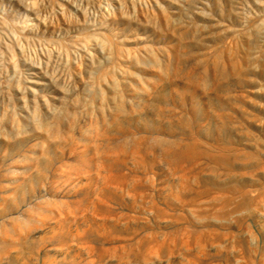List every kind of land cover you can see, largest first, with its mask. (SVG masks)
Instances as JSON below:
<instances>
[{
    "label": "rangeland",
    "instance_id": "374dc122",
    "mask_svg": "<svg viewBox=\"0 0 264 264\" xmlns=\"http://www.w3.org/2000/svg\"><path fill=\"white\" fill-rule=\"evenodd\" d=\"M59 1L0 46V264H264V0Z\"/></svg>",
    "mask_w": 264,
    "mask_h": 264
},
{
    "label": "bare ground",
    "instance_id": "6f19581e",
    "mask_svg": "<svg viewBox=\"0 0 264 264\" xmlns=\"http://www.w3.org/2000/svg\"><path fill=\"white\" fill-rule=\"evenodd\" d=\"M1 1V0H0ZM6 1L9 5V7H7V9L3 8L0 4V46L2 48V46H7V44H15V45H20V47L22 48L21 44L18 43V40L20 39H26L27 37V40L28 39V36H32L34 38V35H37L36 33L40 35H42L41 33L42 32H46L48 30H54L56 28H61V26H64V27H68V20H66V18H68L66 15H65V10L63 9V7H61L62 5L58 4V0H3V2ZM61 1V0H60ZM59 1V2H60ZM67 2V0H65ZM119 4H121L122 2L125 4L126 3V0H116ZM5 2V4H6ZM63 2V1H62ZM69 2H71L69 0ZM89 2V1H88ZM65 3V2H64ZM68 3V2H67ZM66 3V4H67ZM92 3V2H91ZM90 3V4H91ZM47 6L48 8H54L55 10V16L53 18L56 19V24L54 25V23L52 24L51 21L50 24H48L49 22H46L45 23V20H42V16L40 14V6ZM71 5V4H70ZM87 5V4H86ZM89 5V4H88ZM46 6L44 8H46ZM72 6V5H71ZM121 6V5H120ZM6 7V6H5ZM42 7V8H43ZM50 10V9H49ZM52 12V11H51ZM54 13V12H52ZM52 17V16H51ZM42 18V19H41ZM48 19V18H47ZM51 19V18H50ZM52 20V19H51ZM70 20V19H69ZM264 20V19H263ZM46 21H49V20H46ZM70 22V21H69ZM71 24V23H70ZM72 26V25H70ZM63 28V27H62ZM66 30V29H65ZM40 32V33H39ZM47 33V32H46ZM55 33V32H54ZM53 34V33H52ZM44 35V34H43ZM47 35V34H46ZM49 35V34H48ZM43 37V36H42ZM85 37V36H84ZM99 37V36H98ZM35 38L37 39V37L35 36ZM41 38V37H39ZM87 37L84 38V40L86 39ZM101 37H99L100 39ZM23 39H22V42H23ZM44 39V38H43ZM83 39V38H82ZM94 40L95 39H98L94 36L93 38ZM102 39V38H101ZM100 39V42H96L94 45L95 47L98 46V48H101L102 44L101 41L103 42L104 40H101ZM27 40H24L25 42ZM50 40V39H49ZM79 40H81L79 38ZM78 41V39L76 40ZM86 41H90V40H81L79 42H75L76 46L71 43V45L76 48L78 51L80 52H87L88 51V47L90 46H87ZM93 41V40H91ZM99 41V40H98ZM21 42V43H22ZM63 42V41H62ZM106 42V41H105ZM28 43V42H27ZM47 43V41H46ZM53 43V42H52ZM61 43V42H60ZM90 43V42H89ZM92 43V42H91ZM48 44L50 45L49 41H48ZM57 44V43H56ZM54 43V45H56ZM59 44V43H58ZM64 44V43H63ZM70 44V43H69ZM58 46V45H57ZM60 46V45H59ZM71 46V48H72ZM93 46V44H92ZM100 46V47H99ZM104 46V45H103ZM11 47V46H10ZM14 46H12L13 48ZM18 46V48H20ZM49 47V46H48ZM16 49L17 46L15 47ZM14 48V50H15ZM57 48V47H56ZM55 48V49H56ZM60 48V47H59ZM97 48V47H96ZM8 49V48H7ZM10 49V48H9ZM8 49V50H9ZM62 49V48H61ZM68 49V48H67ZM66 49V50H67ZM91 49V48H90ZM3 50V49H1ZM0 50V52L2 53V51ZM8 50L6 52H8ZM14 50H11L9 51L8 53L12 54V51ZM18 50H21V49H18ZM63 50V49H62ZM101 50V49H100ZM22 51V50H21ZM20 51V52H21ZM56 51V50H55ZM72 51V50H71ZM4 52V51H3ZM5 52V53H6ZM19 52V51H18ZM17 52V53H18ZM63 52V51H62ZM70 52V51H69ZM0 53V54H1ZM6 53V54H8ZM16 53V52H14ZM48 53V52H46ZM52 53V52H51ZM55 53V52H54ZM60 52H58L59 54ZM66 53V52H65ZM89 54V51L87 52ZM8 54V55H9ZM22 54V53H21ZM2 55V54H1ZM0 55V58H2L3 56ZM5 55V54H4ZM14 55V54H13ZM64 55V54H63ZM11 56V55H10ZM57 56V55H55ZM60 56V55H59ZM62 56V55H61ZM60 56V57H61ZM66 56V55H65ZM49 58V57H48ZM61 60V59H60ZM68 60V59H67ZM36 68V67H35ZM45 72V71H44ZM37 84V83H36ZM20 89V88H19ZM27 90V89H26ZM31 90V89H29ZM24 92H26L24 90ZM29 92V91H27ZM32 92V91H31ZM23 94V92H21ZM20 93V94H21ZM27 94V93H26ZM30 94V93H29ZM44 99V98H43ZM44 102V101H43ZM48 102V101H47Z\"/></svg>",
    "mask_w": 264,
    "mask_h": 264
}]
</instances>
